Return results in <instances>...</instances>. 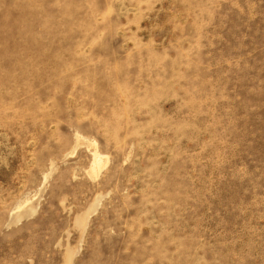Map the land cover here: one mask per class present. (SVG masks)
Wrapping results in <instances>:
<instances>
[{"label":"rangeland","instance_id":"374dc122","mask_svg":"<svg viewBox=\"0 0 264 264\" xmlns=\"http://www.w3.org/2000/svg\"><path fill=\"white\" fill-rule=\"evenodd\" d=\"M0 264H264V0H0Z\"/></svg>","mask_w":264,"mask_h":264}]
</instances>
